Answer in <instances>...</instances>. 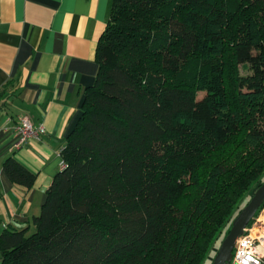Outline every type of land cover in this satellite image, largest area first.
Masks as SVG:
<instances>
[{
  "label": "trees",
  "instance_id": "obj_1",
  "mask_svg": "<svg viewBox=\"0 0 264 264\" xmlns=\"http://www.w3.org/2000/svg\"><path fill=\"white\" fill-rule=\"evenodd\" d=\"M97 61L64 167L0 231V264L212 261L264 182V0H112Z\"/></svg>",
  "mask_w": 264,
  "mask_h": 264
},
{
  "label": "crops",
  "instance_id": "obj_2",
  "mask_svg": "<svg viewBox=\"0 0 264 264\" xmlns=\"http://www.w3.org/2000/svg\"><path fill=\"white\" fill-rule=\"evenodd\" d=\"M111 2L0 0V231L21 228L40 212L61 169L60 152L98 71L97 47ZM17 115L43 126L19 148ZM8 157L35 173L31 187L5 174Z\"/></svg>",
  "mask_w": 264,
  "mask_h": 264
},
{
  "label": "built area",
  "instance_id": "obj_3",
  "mask_svg": "<svg viewBox=\"0 0 264 264\" xmlns=\"http://www.w3.org/2000/svg\"><path fill=\"white\" fill-rule=\"evenodd\" d=\"M13 122L17 136L15 148L22 146L31 137H39L43 131L42 124L34 125L27 115H17ZM60 167H64L63 161ZM229 264H264V207L237 238Z\"/></svg>",
  "mask_w": 264,
  "mask_h": 264
},
{
  "label": "water",
  "instance_id": "obj_4",
  "mask_svg": "<svg viewBox=\"0 0 264 264\" xmlns=\"http://www.w3.org/2000/svg\"><path fill=\"white\" fill-rule=\"evenodd\" d=\"M262 203H264V182L256 188L248 202L233 218L231 227L222 239L211 264H229L237 238L244 233L245 227Z\"/></svg>",
  "mask_w": 264,
  "mask_h": 264
},
{
  "label": "rangeland",
  "instance_id": "obj_5",
  "mask_svg": "<svg viewBox=\"0 0 264 264\" xmlns=\"http://www.w3.org/2000/svg\"><path fill=\"white\" fill-rule=\"evenodd\" d=\"M228 58V54L226 55V59ZM228 62L229 61H227L226 62V67H227V65H228ZM239 73L240 74H245V73H247V71L246 70H244V69H242V67L241 66H239ZM202 96V93L200 92V93H198V95H197V97H201ZM260 212V211H259ZM29 232H32V228H31V231H29ZM219 247V246H218ZM218 247L216 248V251H217V249H218ZM216 253V252H215ZM215 255V254H214ZM214 257V256H213Z\"/></svg>",
  "mask_w": 264,
  "mask_h": 264
}]
</instances>
